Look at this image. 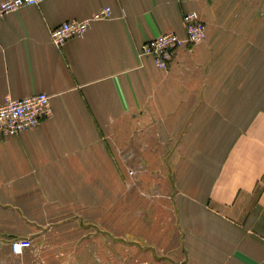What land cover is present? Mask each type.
<instances>
[{"label":"crops","instance_id":"obj_1","mask_svg":"<svg viewBox=\"0 0 264 264\" xmlns=\"http://www.w3.org/2000/svg\"><path fill=\"white\" fill-rule=\"evenodd\" d=\"M105 6L112 18L62 47L51 41L52 28ZM190 11L206 25L203 42L179 47L166 70L139 53L162 33L184 38ZM36 93L51 96L52 114L0 133V264H122L106 219L129 169L154 154L166 168L176 155L180 234L160 262L264 264V0L22 7L0 20V106ZM15 238L32 246L15 253Z\"/></svg>","mask_w":264,"mask_h":264},{"label":"rangeland","instance_id":"obj_2","mask_svg":"<svg viewBox=\"0 0 264 264\" xmlns=\"http://www.w3.org/2000/svg\"><path fill=\"white\" fill-rule=\"evenodd\" d=\"M162 157L166 159V155H151L149 163L140 160L133 169H129L125 193L115 213L117 217L106 219V226L115 229L120 236L122 264H166L160 262V258L175 255L177 251L180 234L177 227V197L172 195L175 190L169 182V177H176V155H170L167 168ZM70 236L63 235L67 238ZM58 240L63 241L61 238ZM133 242L155 248H134L130 246Z\"/></svg>","mask_w":264,"mask_h":264},{"label":"built area","instance_id":"obj_3","mask_svg":"<svg viewBox=\"0 0 264 264\" xmlns=\"http://www.w3.org/2000/svg\"><path fill=\"white\" fill-rule=\"evenodd\" d=\"M43 0H5L0 2V20L7 14L25 6L40 4ZM113 11L105 6L84 20H66L50 31L51 41L58 47L65 45L72 38L82 37L94 21L110 19ZM186 31L184 38L175 32L162 33L147 40L140 48L141 55H151L156 66L162 70L169 68L176 50L187 44L190 46L203 42L206 38V25L200 14L190 11L183 16ZM51 96L47 93H36L21 99L8 98L0 106V133L4 136H15L37 127L40 122L52 114ZM32 241L27 238H15L11 247L15 253H21L31 247Z\"/></svg>","mask_w":264,"mask_h":264}]
</instances>
